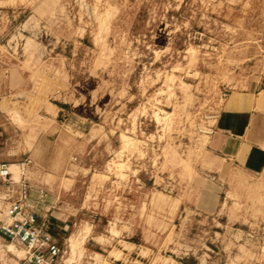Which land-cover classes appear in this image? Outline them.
I'll list each match as a JSON object with an SVG mask.
<instances>
[{
	"label": "rangeland",
	"instance_id": "rangeland-1",
	"mask_svg": "<svg viewBox=\"0 0 264 264\" xmlns=\"http://www.w3.org/2000/svg\"><path fill=\"white\" fill-rule=\"evenodd\" d=\"M263 46L264 0H0L1 216L25 182L54 264H264V176L205 149Z\"/></svg>",
	"mask_w": 264,
	"mask_h": 264
},
{
	"label": "crops",
	"instance_id": "crops-1",
	"mask_svg": "<svg viewBox=\"0 0 264 264\" xmlns=\"http://www.w3.org/2000/svg\"><path fill=\"white\" fill-rule=\"evenodd\" d=\"M252 69L247 87L222 94L219 110L211 121L205 139L207 170L211 174L222 173L224 177L226 171H238L243 176H264V50ZM50 110L56 115L59 109L52 106ZM209 179L213 182L215 178L209 176ZM31 186L39 188V185ZM210 199L209 212L217 205L216 199ZM196 200L200 203L203 197ZM49 216L53 217V212ZM52 217L55 230L61 229Z\"/></svg>",
	"mask_w": 264,
	"mask_h": 264
},
{
	"label": "built area",
	"instance_id": "built-area-1",
	"mask_svg": "<svg viewBox=\"0 0 264 264\" xmlns=\"http://www.w3.org/2000/svg\"><path fill=\"white\" fill-rule=\"evenodd\" d=\"M8 174L0 166V175ZM18 200L10 204L0 218V236L14 242L24 251L25 264H54L62 249L51 217L38 215L46 195L40 188L21 182L17 185Z\"/></svg>",
	"mask_w": 264,
	"mask_h": 264
}]
</instances>
